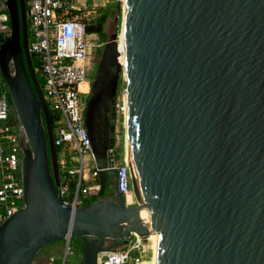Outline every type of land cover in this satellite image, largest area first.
I'll use <instances>...</instances> for the list:
<instances>
[{
	"label": "water",
	"instance_id": "95a60500",
	"mask_svg": "<svg viewBox=\"0 0 264 264\" xmlns=\"http://www.w3.org/2000/svg\"><path fill=\"white\" fill-rule=\"evenodd\" d=\"M0 75L31 149L25 207L0 225V264H33L73 237L80 264L151 234L149 264H264V0H126L125 65L105 43L84 112L100 190L72 210L56 193L50 115L32 67L24 0H5ZM4 37L0 35V56ZM126 91L131 201L118 192L116 98ZM115 179L113 194L105 196ZM111 242V243H108Z\"/></svg>",
	"mask_w": 264,
	"mask_h": 264
},
{
	"label": "built area",
	"instance_id": "2783aa9c",
	"mask_svg": "<svg viewBox=\"0 0 264 264\" xmlns=\"http://www.w3.org/2000/svg\"><path fill=\"white\" fill-rule=\"evenodd\" d=\"M126 0H24L27 43L44 78L43 97L50 115L56 148L59 185L56 193L72 210L85 207L89 197H98V166L84 126L91 76L100 58V46L91 34L96 20L108 5H117V18L123 16ZM118 21V20H117ZM9 16L5 0H0V33L9 35ZM125 89L116 98V114L124 119ZM31 149L24 129L9 103V91L1 78L0 90V225L24 207L23 167L25 150ZM60 154V157H59ZM95 162V161H94ZM118 192L126 199L131 193L129 167L113 162ZM143 238L132 236L121 250L107 252L97 264H141L145 253ZM134 250L138 256L132 257ZM55 258H49L53 264ZM64 264V263H63Z\"/></svg>",
	"mask_w": 264,
	"mask_h": 264
},
{
	"label": "rangeland",
	"instance_id": "374dc122",
	"mask_svg": "<svg viewBox=\"0 0 264 264\" xmlns=\"http://www.w3.org/2000/svg\"><path fill=\"white\" fill-rule=\"evenodd\" d=\"M118 8L117 5H108L107 8H105L103 10V14H105V16L108 17V31H112L113 33H117L119 34L121 32V34L123 35V31H124V11H123V16L120 15L118 18L116 16V14H114V10H116ZM125 9V6H124ZM118 20V21H117ZM118 25V26H117ZM123 43H124V39H122ZM102 52V51H101ZM31 62H32V67L34 69L35 75H36V79L37 82L41 88V91L44 93V78L42 76L41 73H39L37 71L38 69V64L36 61V58L34 55H31ZM96 67L94 68L93 74L91 76V82L93 80L95 71H96ZM11 70H12V66H11ZM0 87H1V75H0ZM125 89V83H124V79H123V75H121L120 77V81H119V85H118V93H117V97L121 96V92L122 90ZM84 101L87 102V99H83ZM9 103L12 106V102H11V98L9 95ZM115 120V124H116V146H115V158L118 162H123V156L124 154V141H125V129H124V121H123V117L122 116H115L114 118ZM60 157V154H59ZM94 166H96V163L93 161V159H89L88 162V167L89 168H93ZM114 187H115V179H112L109 183V185L107 186L106 190H105V196H109L111 194H113L114 192ZM98 200V197H89L88 200H86V206L90 205L94 202H96ZM125 202L128 205H133L132 201H131V193H129L125 199ZM150 241L149 237L148 240L146 238H143L141 243L142 246L145 248V253L143 255L142 258V262L144 264H148L149 263V257H150ZM118 248H122L121 246ZM117 249V248H116ZM81 250H82V245L81 243L73 238L70 237L69 239H63L60 241H57L55 243H52L44 248H42L38 254L36 255V257L34 258V262L33 264H48L49 263V258L54 257V263L53 264H73L75 262H79L80 261V257H78L77 259V255L80 254L81 255ZM79 255V256H80ZM138 256V252L137 250H134L132 253V257H137ZM57 257V259H56Z\"/></svg>",
	"mask_w": 264,
	"mask_h": 264
},
{
	"label": "flooded vegetation",
	"instance_id": "af4514ba",
	"mask_svg": "<svg viewBox=\"0 0 264 264\" xmlns=\"http://www.w3.org/2000/svg\"><path fill=\"white\" fill-rule=\"evenodd\" d=\"M104 19V20H103ZM108 17L103 14L100 16L96 22L95 25L92 27V37L96 41L97 45L100 46L99 55H101V51L105 45V43L109 40L110 36L113 34L112 31H108ZM118 26V25H117ZM4 37V43H3V49H2V54L0 56V60L3 63H8L11 68V55H10V50L8 47V34L7 33H0ZM1 69V68H0ZM114 156H115V151H114ZM116 157V156H115ZM22 167H23V159H22Z\"/></svg>",
	"mask_w": 264,
	"mask_h": 264
},
{
	"label": "bare ground",
	"instance_id": "6f19581e",
	"mask_svg": "<svg viewBox=\"0 0 264 264\" xmlns=\"http://www.w3.org/2000/svg\"><path fill=\"white\" fill-rule=\"evenodd\" d=\"M124 11V23H125V9ZM124 39V43L122 41ZM117 49L120 54L119 56V63L123 67V74H124V65H125V24H124V31L123 35L121 32L117 34ZM125 106H126V96H125ZM124 129H125V150H124V162L130 169V152H129V144H130V137H129V129H128V118H127V110L125 109L124 112ZM149 240H151V234L148 235ZM148 237L146 238L148 240ZM141 264H144L143 262ZM149 264V263H148Z\"/></svg>",
	"mask_w": 264,
	"mask_h": 264
},
{
	"label": "crops",
	"instance_id": "0c3cea01",
	"mask_svg": "<svg viewBox=\"0 0 264 264\" xmlns=\"http://www.w3.org/2000/svg\"><path fill=\"white\" fill-rule=\"evenodd\" d=\"M123 147H124V150H125V141H124V145H123ZM123 160H124V156H123ZM115 161H116V163H121V162H118L117 160H116V158H115ZM108 243H111V242H109L108 241ZM122 248H117V249H114V250H121V249H124L125 248V246H121ZM80 254H78L77 255V259H78V257H80L81 258V255L79 256ZM106 255V253H103V254H101L99 257H100V259L101 258H104V256ZM56 259H57V257H56ZM80 261H81V259H80ZM80 261L79 262H75V263H73V264H80Z\"/></svg>",
	"mask_w": 264,
	"mask_h": 264
},
{
	"label": "trees",
	"instance_id": "16d2710c",
	"mask_svg": "<svg viewBox=\"0 0 264 264\" xmlns=\"http://www.w3.org/2000/svg\"><path fill=\"white\" fill-rule=\"evenodd\" d=\"M104 20V19H103ZM91 32H92V30H91ZM37 71L40 73V71L37 69ZM0 90H1V87H0Z\"/></svg>",
	"mask_w": 264,
	"mask_h": 264
}]
</instances>
